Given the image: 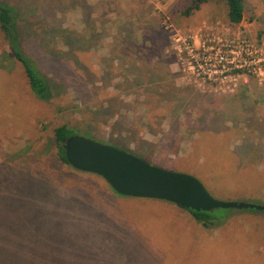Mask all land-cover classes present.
<instances>
[{
  "label": "rangeland",
  "instance_id": "obj_1",
  "mask_svg": "<svg viewBox=\"0 0 264 264\" xmlns=\"http://www.w3.org/2000/svg\"><path fill=\"white\" fill-rule=\"evenodd\" d=\"M192 2L12 1L31 5L22 44L53 98L31 91L0 30V264H264V211L213 210L221 222L206 228L57 157L54 130L68 125L190 174L217 199L264 206V81L221 86L193 69L219 38L260 43L264 0H244L238 25L224 1L187 14Z\"/></svg>",
  "mask_w": 264,
  "mask_h": 264
},
{
  "label": "water",
  "instance_id": "obj_2",
  "mask_svg": "<svg viewBox=\"0 0 264 264\" xmlns=\"http://www.w3.org/2000/svg\"><path fill=\"white\" fill-rule=\"evenodd\" d=\"M65 157L74 169L100 176L122 196L167 201L197 212L264 211L263 205L217 199L190 174L153 165L131 151L90 137H70L65 144Z\"/></svg>",
  "mask_w": 264,
  "mask_h": 264
},
{
  "label": "trees",
  "instance_id": "obj_3",
  "mask_svg": "<svg viewBox=\"0 0 264 264\" xmlns=\"http://www.w3.org/2000/svg\"><path fill=\"white\" fill-rule=\"evenodd\" d=\"M14 0H0V30L7 41L10 51L13 55V60L18 62L24 70L25 76L28 80L31 91L42 101H50L52 96V87L50 85L49 78L40 69L39 63L31 57L23 47L22 35L19 26L22 20L29 15L31 11V5L24 8L13 4ZM211 0H193L192 5L187 9V14L201 9L202 5L208 3ZM224 1L228 6V20L232 25H238L244 20L245 4L244 0H220ZM41 0H32L36 7H39L37 3ZM37 8L36 10L39 12ZM36 12V11H34ZM0 68H7V66L0 63ZM76 130L68 125H61L55 128L54 136L57 148V157L64 164L71 166L65 157V144L67 140L75 135ZM120 146V145H119ZM126 145L121 144L120 147L124 149ZM192 216L204 227L209 228L221 222V218L216 216L213 211H193L189 210ZM225 211V210H224ZM218 221V222H217ZM11 232L5 230L7 239H11ZM6 246V245H5ZM4 246V249H5ZM17 257H12L11 261L15 262Z\"/></svg>",
  "mask_w": 264,
  "mask_h": 264
},
{
  "label": "built area",
  "instance_id": "obj_4",
  "mask_svg": "<svg viewBox=\"0 0 264 264\" xmlns=\"http://www.w3.org/2000/svg\"><path fill=\"white\" fill-rule=\"evenodd\" d=\"M218 42H221L219 47H208L193 55L197 77L210 83L219 82L221 86H235L246 75L264 81V39L253 43L245 38L234 42L219 38ZM188 54L190 57L189 51Z\"/></svg>",
  "mask_w": 264,
  "mask_h": 264
}]
</instances>
